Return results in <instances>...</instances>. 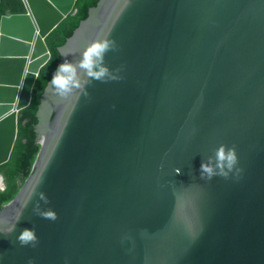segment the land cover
Instances as JSON below:
<instances>
[{"label":"water","instance_id":"water-1","mask_svg":"<svg viewBox=\"0 0 264 264\" xmlns=\"http://www.w3.org/2000/svg\"><path fill=\"white\" fill-rule=\"evenodd\" d=\"M22 1L0 22V104L12 106L0 166L51 57L46 39L77 2ZM100 39L114 79L86 95L48 83L41 96L40 153L0 209L4 229L20 213L0 264H264V0H100L59 63ZM219 146L240 171L202 178ZM22 228L34 245L17 241Z\"/></svg>","mask_w":264,"mask_h":264},{"label":"trees","instance_id":"trees-1","mask_svg":"<svg viewBox=\"0 0 264 264\" xmlns=\"http://www.w3.org/2000/svg\"><path fill=\"white\" fill-rule=\"evenodd\" d=\"M100 0H77L76 12L67 16L46 39L51 57L41 68L34 85L32 101L29 107L22 110L18 121V137L10 160L0 166V175L4 177L5 190H0V209L11 202L21 190L27 178L33 172L34 164L41 150L38 143L36 125L38 124L37 112L49 80L60 62L58 48L63 46L68 38L79 27L81 21L89 16V10L95 7ZM22 0H1L0 22L3 16L25 13Z\"/></svg>","mask_w":264,"mask_h":264},{"label":"clouds","instance_id":"clouds-1","mask_svg":"<svg viewBox=\"0 0 264 264\" xmlns=\"http://www.w3.org/2000/svg\"><path fill=\"white\" fill-rule=\"evenodd\" d=\"M111 43L106 39L92 42L81 54L78 61L72 63L63 60L56 65V68L49 80V87L57 94L65 95L77 90L86 95V88L92 81L103 82L105 78L114 79L111 71L104 64V54L111 47ZM68 55V53H62ZM237 157L232 148L225 150L224 146H219L212 155H207L201 159L198 174L202 178L211 179L213 175H220L227 178L229 174L240 171L237 166ZM177 174L179 170H175ZM45 218L55 219V212L48 211L43 214ZM20 213L16 220L6 229L0 224V235L4 232L11 233L16 229L19 222ZM22 245H34L37 236L34 228H22L16 237ZM31 264V261L29 262Z\"/></svg>","mask_w":264,"mask_h":264},{"label":"bare ground","instance_id":"bare-ground-1","mask_svg":"<svg viewBox=\"0 0 264 264\" xmlns=\"http://www.w3.org/2000/svg\"><path fill=\"white\" fill-rule=\"evenodd\" d=\"M43 53V49H40L38 51V55L40 56ZM27 72L25 71V74ZM12 110V106L10 105H6V104H0V115L6 111ZM1 182V181H0Z\"/></svg>","mask_w":264,"mask_h":264},{"label":"rangeland","instance_id":"rangeland-1","mask_svg":"<svg viewBox=\"0 0 264 264\" xmlns=\"http://www.w3.org/2000/svg\"><path fill=\"white\" fill-rule=\"evenodd\" d=\"M0 184H1V182H0Z\"/></svg>","mask_w":264,"mask_h":264}]
</instances>
